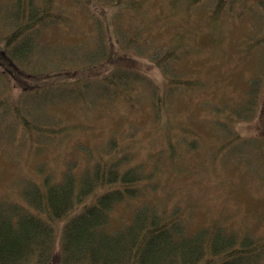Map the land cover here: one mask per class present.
Returning a JSON list of instances; mask_svg holds the SVG:
<instances>
[{
  "label": "rangeland",
  "instance_id": "1",
  "mask_svg": "<svg viewBox=\"0 0 264 264\" xmlns=\"http://www.w3.org/2000/svg\"><path fill=\"white\" fill-rule=\"evenodd\" d=\"M14 1L1 0L0 6ZM54 1L58 19L44 28L41 39L48 65L55 58L61 65L73 61L79 73L89 76L80 86L73 77L58 79L61 69L39 76V81L54 83L30 93L23 104L31 119L49 126L38 140L30 136L33 125L14 124L0 101V211L12 214L14 204L28 208L23 200L29 198L44 202L46 178L57 184L64 174L78 176L88 165L121 154L125 168L126 159L143 167L145 181L138 182V196L125 197L113 207L110 230L131 220L136 207L150 205L179 216L190 233L202 226L217 229L222 237L217 246L225 234L236 240L240 236L241 242L244 236L262 242L233 256L264 264V110L255 115L260 108L257 93L264 91V0L220 5L219 0H137L136 6L132 0L114 6L113 0ZM117 31L124 40L137 33L133 43L149 53L170 49L174 59L164 68L154 56L121 50L123 42L113 43ZM117 54L140 64L143 69H138L156 86L131 73L132 95L116 97L96 79L106 73L92 75L95 69L96 74L107 72ZM167 74L180 77L179 82L170 85ZM20 77L37 83L35 77ZM2 88L1 97L18 106L15 95L23 94V88L16 85L11 93ZM51 93L52 100H46ZM245 102L250 119L237 116L236 109H245ZM259 133L263 137L255 136ZM77 210L56 220L55 230L62 232Z\"/></svg>",
  "mask_w": 264,
  "mask_h": 264
},
{
  "label": "trees",
  "instance_id": "2",
  "mask_svg": "<svg viewBox=\"0 0 264 264\" xmlns=\"http://www.w3.org/2000/svg\"><path fill=\"white\" fill-rule=\"evenodd\" d=\"M118 1L113 0L112 5ZM136 2L132 0L133 5ZM230 2L219 0L218 4ZM55 12L54 0H15L4 9L0 6V85L4 92H13L16 85L24 90L23 94L20 95V91L15 95L18 106L12 105L8 96L0 95V101L7 105V114L14 124L20 120L24 126L33 125L34 133L30 136L37 140L41 137V130L49 126L31 119L32 112L23 104L29 100L30 93H38L39 87L54 83L39 81V76H44L51 69H61L63 74L58 79L73 77L76 86L82 85L84 77L89 76L79 73L80 68L73 61L61 65L55 58L51 66L48 65L50 57L42 49L46 46L41 40H45L42 31L58 19ZM114 19L122 18L114 16ZM113 31L116 32V29ZM133 36L139 37L137 33ZM133 36L124 40L117 31L113 43L117 44L119 39L123 42L121 50H133L139 55L156 59L164 68L174 59L170 49L163 54L145 51L139 43H133ZM68 53L69 50L61 56V60ZM116 59L117 62L107 72L103 69L96 74L95 69L92 76L106 73L96 79L102 80L104 87L112 88L116 97L124 99L131 96L130 91L134 90V83H129V77L145 73L138 69L140 64L134 60L136 67L125 56L117 54ZM23 75L35 77L39 85L31 83L28 77L21 78ZM167 75L170 85L179 82L180 77ZM52 95L44 98L51 101ZM114 142H111L113 146ZM113 151L110 147V152ZM123 160L120 154L114 159L96 161L78 176L64 174L63 180L57 184L47 183L46 178L44 202L38 198L40 203L37 204L29 198L28 201L23 200V205L28 208L14 204L10 205L12 214L0 211V264H248L247 260L237 261L233 254L242 250L248 252L262 242L245 236L241 242L240 236L236 240L234 236L225 234L217 246V239L222 238L217 229L202 226L190 233L179 221V216L162 214L148 203L144 204L149 206L142 204L136 207L131 220L126 221L124 226L110 230L108 224L113 207L125 197L138 196L141 191L138 182L145 181L140 173L143 167L129 165L130 161L126 159L125 168L121 165ZM151 207L152 211H145ZM74 210L77 211L66 219L62 232H57L54 222L58 219L63 221ZM242 244L247 247H242Z\"/></svg>",
  "mask_w": 264,
  "mask_h": 264
},
{
  "label": "flooded vegetation",
  "instance_id": "3",
  "mask_svg": "<svg viewBox=\"0 0 264 264\" xmlns=\"http://www.w3.org/2000/svg\"><path fill=\"white\" fill-rule=\"evenodd\" d=\"M262 102H264V100Z\"/></svg>",
  "mask_w": 264,
  "mask_h": 264
}]
</instances>
